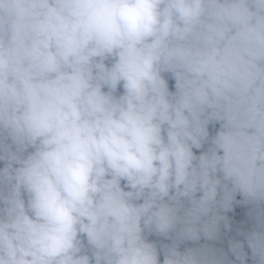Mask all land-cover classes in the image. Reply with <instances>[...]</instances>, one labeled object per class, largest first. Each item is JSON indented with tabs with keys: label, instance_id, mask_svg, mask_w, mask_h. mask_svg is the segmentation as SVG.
Segmentation results:
<instances>
[{
	"label": "clouds",
	"instance_id": "9594fccd",
	"mask_svg": "<svg viewBox=\"0 0 264 264\" xmlns=\"http://www.w3.org/2000/svg\"><path fill=\"white\" fill-rule=\"evenodd\" d=\"M0 264H264V0H0Z\"/></svg>",
	"mask_w": 264,
	"mask_h": 264
}]
</instances>
